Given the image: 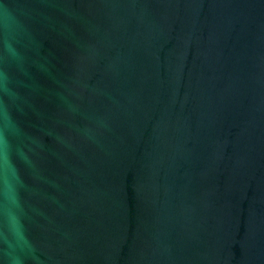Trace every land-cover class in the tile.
<instances>
[{
    "label": "water",
    "instance_id": "water-1",
    "mask_svg": "<svg viewBox=\"0 0 264 264\" xmlns=\"http://www.w3.org/2000/svg\"><path fill=\"white\" fill-rule=\"evenodd\" d=\"M0 264H264V0H0Z\"/></svg>",
    "mask_w": 264,
    "mask_h": 264
}]
</instances>
